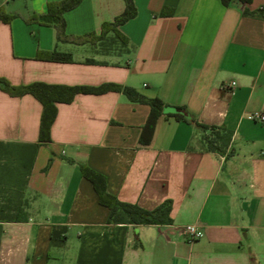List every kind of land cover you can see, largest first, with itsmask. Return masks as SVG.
<instances>
[{
    "label": "crops",
    "instance_id": "crops-1",
    "mask_svg": "<svg viewBox=\"0 0 264 264\" xmlns=\"http://www.w3.org/2000/svg\"><path fill=\"white\" fill-rule=\"evenodd\" d=\"M56 1L0 0L13 16L0 21V77L127 86L230 131L231 142L225 155L208 152L197 127L165 112L150 135V107L108 90L57 103L50 141L39 144L41 103L0 90V264H264V122L248 118L264 115V21L243 15L264 0H133L136 15L117 27L127 44L108 50L25 23ZM165 6L173 11L162 17ZM124 7L82 0L64 13L65 33L98 36ZM39 51L71 61L38 60ZM81 166L104 176L120 202L151 211L169 201L171 223L109 224ZM187 225L199 227L197 240L179 233Z\"/></svg>",
    "mask_w": 264,
    "mask_h": 264
},
{
    "label": "trees",
    "instance_id": "trees-1",
    "mask_svg": "<svg viewBox=\"0 0 264 264\" xmlns=\"http://www.w3.org/2000/svg\"><path fill=\"white\" fill-rule=\"evenodd\" d=\"M82 0H61L56 2H49L46 5V11L42 14L32 13L25 18L27 24H38L41 26H52L56 31V41L61 43H68L73 45H94L98 42H103L101 46L103 49H110L113 44H119L120 47H125L127 39L122 36L117 27L132 19L136 15V10L133 5V0H124V11L115 17L111 22L102 24L100 35L96 36L94 33L84 35H67L65 33V23L63 19L64 13L74 9ZM223 5H228L232 0H220ZM243 4H250L252 0H238ZM173 8L164 7L161 11V16H170ZM243 15L248 17H255L264 21V10L256 11L243 10ZM13 18L12 15L4 14L0 9V21L8 23ZM111 34L109 38L106 36ZM108 44V46H107ZM36 59L54 62H70L69 54L52 52H38ZM0 90L11 97H21L29 94L36 98L42 105V114L39 127V144H45L50 141V128L56 116L57 103H69L76 94L80 93H104L108 90L121 92L129 101L139 104H145L150 107V113L146 125L145 132L152 134L155 122L161 115L163 110L169 106H165L158 99H149L133 88L127 86L106 85L101 88L93 89L86 87H65L46 85L42 83H32L28 85H11L6 79L0 77ZM182 109V108H178ZM167 116H173L177 120H182L185 123L193 124L197 127L202 135L201 142L208 152L225 155L226 150L231 142V132L224 128L214 126H206L196 122L189 116L182 114L167 113ZM227 155H230L228 153ZM81 173L93 186L98 197L100 205L109 210L108 223L112 225L130 224L134 226L140 225H165L171 223V203L169 201L163 202L154 210H144L136 205L120 202L116 197L110 195L106 191L105 177L92 171L91 169L81 166Z\"/></svg>",
    "mask_w": 264,
    "mask_h": 264
},
{
    "label": "built area",
    "instance_id": "built-area-1",
    "mask_svg": "<svg viewBox=\"0 0 264 264\" xmlns=\"http://www.w3.org/2000/svg\"><path fill=\"white\" fill-rule=\"evenodd\" d=\"M235 86H236V82L231 81L227 84H224L223 88L232 90ZM248 118L250 120L264 122V115L260 114V113H253V114L249 115ZM179 233L181 235L186 236L190 241L197 240L201 236V232L199 230V227L195 226V225L184 226L179 230Z\"/></svg>",
    "mask_w": 264,
    "mask_h": 264
},
{
    "label": "water",
    "instance_id": "water-1",
    "mask_svg": "<svg viewBox=\"0 0 264 264\" xmlns=\"http://www.w3.org/2000/svg\"><path fill=\"white\" fill-rule=\"evenodd\" d=\"M165 113H171V114H182L185 115L184 111L182 109L174 108V107H167L163 110Z\"/></svg>",
    "mask_w": 264,
    "mask_h": 264
}]
</instances>
